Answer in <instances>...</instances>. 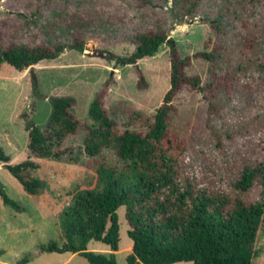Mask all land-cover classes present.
Instances as JSON below:
<instances>
[{"label": "rangeland", "instance_id": "1", "mask_svg": "<svg viewBox=\"0 0 264 264\" xmlns=\"http://www.w3.org/2000/svg\"><path fill=\"white\" fill-rule=\"evenodd\" d=\"M159 30L166 33L180 58L198 51H218L214 62L192 58L183 69L186 75L200 77L203 90L188 85L178 90L169 125L185 141L178 163L179 182L187 178L197 187L234 195L228 184L243 165L264 164V0H0L1 47L73 42L83 47L82 51L65 48L57 57L20 71L0 65V147L9 162L26 157L24 123L29 120L44 129L52 97L71 96L70 112L82 125H93L88 104L104 84L103 107L117 127L145 131L141 121H130L129 109L150 116L161 104L168 88L169 45L162 43L154 55L135 65L121 64L112 56L130 54L137 32ZM212 70L220 74V83H213ZM233 74L238 80L233 94L227 96L223 86ZM82 132L79 129L63 140L62 146L72 153L59 159L34 158L39 163L37 175L48 184L39 196L26 194L0 164L4 192L23 208L16 213L0 201V264H16L26 254L28 264H59L65 259L66 253L39 252L35 247L50 239L59 241L55 215L73 184L90 175L88 165L94 161L86 165L81 155L70 160L80 146ZM260 191L254 182L240 197L255 201ZM36 204L44 207L42 214H37ZM116 214L118 242L112 253L116 264H126L131 241L123 206ZM87 248L111 252L93 240ZM254 248L258 252L251 264H264V218ZM66 262L87 264L79 254Z\"/></svg>", "mask_w": 264, "mask_h": 264}, {"label": "trees", "instance_id": "2", "mask_svg": "<svg viewBox=\"0 0 264 264\" xmlns=\"http://www.w3.org/2000/svg\"><path fill=\"white\" fill-rule=\"evenodd\" d=\"M169 41L162 30L137 32L130 54L112 56L121 64L135 65L137 60L154 55L162 43L169 45L168 88L161 104L150 116L129 109L130 121H141L145 131L117 127L103 107L104 84L88 104L87 115L93 125H82L70 112L74 102L71 96H55L49 99L50 114L44 129L29 120L24 123V159L10 163L0 147L1 166L26 194L35 196L46 191L48 184L37 175L39 163L34 158L59 159L72 153L62 146L63 140L79 129L83 131L80 146L70 160L76 161L81 155L86 165L94 164L88 165L87 179L73 184L55 215L59 241L50 239L38 244L39 252H69L79 254L87 264H116L112 253L118 242L116 209L123 206L126 234L131 241L130 252L124 257L126 264H251L257 255L254 245L264 218L263 163L243 165L228 184L234 195L209 186L197 187L187 178L179 182L178 163L185 141L170 131L169 115L175 111L172 99L183 85L200 90V77L186 75L183 69L192 58L214 62L218 51H198L192 57L180 58ZM65 48L83 50L82 43L77 42L0 46V65L5 63L20 71L40 60L57 57ZM135 72L140 80L137 68ZM211 75L213 83H220V74L212 70ZM229 79L223 86L227 96L233 94L238 77L233 74ZM254 182L261 186L259 197L247 202L240 193ZM0 201L14 211L23 210L6 195L1 183ZM91 240L106 245L111 252L89 250L87 243ZM29 259L28 254L23 255L16 264Z\"/></svg>", "mask_w": 264, "mask_h": 264}, {"label": "crops", "instance_id": "3", "mask_svg": "<svg viewBox=\"0 0 264 264\" xmlns=\"http://www.w3.org/2000/svg\"><path fill=\"white\" fill-rule=\"evenodd\" d=\"M35 196H39V195H35ZM26 207V206H25ZM35 209H36V211H37V214H38V212H41V214L43 213V209H44V207L42 206V205H39V204H36L35 206ZM27 208V207H26ZM28 209V208H27ZM16 212V211H15ZM16 213H19V212H16ZM11 214H13V215H15L14 214V212H11ZM31 222H33L32 220H31ZM36 248V247H35ZM36 252V251H35ZM55 253V252H54ZM64 253H66V256H65V259L63 260V261H61V262H59V264H67V260L70 258V257H72V255L73 254H75V253H69V252H64ZM58 254H61V253H58ZM180 262H182V261H180ZM29 262H27L26 264H28ZM175 263H178V262H175ZM173 264V263H172Z\"/></svg>", "mask_w": 264, "mask_h": 264}]
</instances>
